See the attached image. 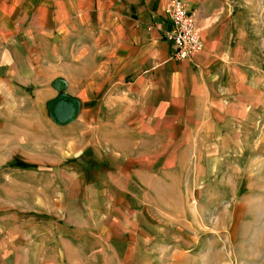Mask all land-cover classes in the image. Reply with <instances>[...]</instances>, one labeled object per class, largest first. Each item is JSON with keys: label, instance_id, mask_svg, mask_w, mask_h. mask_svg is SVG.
Masks as SVG:
<instances>
[{"label": "crops", "instance_id": "obj_1", "mask_svg": "<svg viewBox=\"0 0 264 264\" xmlns=\"http://www.w3.org/2000/svg\"><path fill=\"white\" fill-rule=\"evenodd\" d=\"M181 1L202 43L183 61L167 0H0V264H145L166 230L192 239L203 161L261 104L264 26L256 0ZM56 80L80 102L64 126Z\"/></svg>", "mask_w": 264, "mask_h": 264}, {"label": "rangeland", "instance_id": "obj_2", "mask_svg": "<svg viewBox=\"0 0 264 264\" xmlns=\"http://www.w3.org/2000/svg\"><path fill=\"white\" fill-rule=\"evenodd\" d=\"M254 9L257 25L264 26V0H256ZM247 124L224 158L203 161L210 174L198 183L196 203L184 207L192 239L185 245L180 233L172 238L166 230V238L150 246L145 264H171L177 250L186 253L181 264H264V94ZM235 205L244 208L242 218L232 217ZM189 208L197 217L189 216Z\"/></svg>", "mask_w": 264, "mask_h": 264}, {"label": "built area", "instance_id": "obj_3", "mask_svg": "<svg viewBox=\"0 0 264 264\" xmlns=\"http://www.w3.org/2000/svg\"><path fill=\"white\" fill-rule=\"evenodd\" d=\"M165 12L171 25L165 38L174 48L173 59L183 61L194 57L202 50L194 16L186 11L181 0H167Z\"/></svg>", "mask_w": 264, "mask_h": 264}, {"label": "water", "instance_id": "obj_4", "mask_svg": "<svg viewBox=\"0 0 264 264\" xmlns=\"http://www.w3.org/2000/svg\"><path fill=\"white\" fill-rule=\"evenodd\" d=\"M53 87L58 91V95L47 103L48 116L57 125H68L76 120L80 102L65 93L64 81H54Z\"/></svg>", "mask_w": 264, "mask_h": 264}]
</instances>
